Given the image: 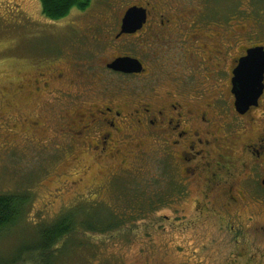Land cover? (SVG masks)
Returning a JSON list of instances; mask_svg holds the SVG:
<instances>
[{"label":"flooded vegetation","instance_id":"obj_1","mask_svg":"<svg viewBox=\"0 0 264 264\" xmlns=\"http://www.w3.org/2000/svg\"><path fill=\"white\" fill-rule=\"evenodd\" d=\"M209 1L151 0L90 16L88 9L76 12L83 30L69 23L75 34L71 45L92 46L95 60L45 65L17 85L16 93L37 101L39 111L9 115V142L0 146V154L14 146L15 124L22 125L21 138L39 136L37 118L42 129L54 130L48 140L58 145L53 153L62 152L59 160L67 156L77 161L78 149L93 160L120 159L117 175L105 182L108 190L115 191L110 187L125 179L137 191L133 183L143 165L161 167L163 174L155 180L164 186V207L191 203L195 217H165L173 226H183L179 231L188 232L192 224L202 228L205 221L215 225L216 219L222 227L217 230H225L231 242L234 236H248L246 231L263 229L244 226L241 210L248 200L258 203L251 196L254 189L264 192V89L258 105L240 114L233 79L239 60L264 43L248 37L235 44L229 32L233 22L219 26L218 13L207 10ZM131 7L142 8L145 21L135 32L124 33L123 18ZM239 32L245 33L243 27ZM119 58L137 60L141 72L110 69ZM236 261L232 253L225 264Z\"/></svg>","mask_w":264,"mask_h":264},{"label":"rangeland","instance_id":"obj_2","mask_svg":"<svg viewBox=\"0 0 264 264\" xmlns=\"http://www.w3.org/2000/svg\"><path fill=\"white\" fill-rule=\"evenodd\" d=\"M144 1L151 0H92L88 16L106 10L127 9ZM208 4L207 10L218 13L219 26H230L233 22L229 32L235 44H243L242 38L248 37H260L264 43V1L211 0ZM76 12L79 11L71 10L68 17L51 21L42 15L39 0H0V146L9 142L5 135L6 120L10 114L26 116L31 110L35 113L39 111L37 101L16 93L17 85L34 78L35 70L45 65L61 63L59 65L69 66V63H74L79 66L80 62L92 63L95 60L92 46L71 45L73 32L69 23L83 30L82 22H76ZM242 27L245 33L239 32ZM259 28L262 33H259ZM235 51L238 52L237 48ZM89 87L94 90V83H90ZM35 120L40 125L39 136L21 138L22 125L15 124L13 129L17 134L14 146L0 154V195L24 194L29 198L24 219L0 232V262L8 261L22 246L32 243L38 226L57 220L73 207L85 208L90 212H86L88 215L97 210L100 214L113 211L123 216L133 213L132 206L145 203L156 212L148 214L151 212L149 209L144 212L147 215L145 218L126 221L116 231L79 234L83 245L68 257H58L52 263L225 264L233 253L237 260L234 264H264V227L246 231V237L234 236L231 242L225 230H217L221 225L216 219H212L215 225L205 221L206 225L202 228L192 224L187 227L188 232L179 231L183 226H173L165 217L171 221L175 215L186 216L190 221H194L195 217L191 213V203L172 209L164 207V193L161 192L164 186L155 180L163 174L161 167L144 164L137 182L133 183L137 191H132V184H126L125 179L118 187H110L116 188L115 191L108 190L105 182L111 174L117 175L115 171L119 158L114 161L93 160L90 153L78 149L74 152L79 158L77 161L67 156L59 160L57 158L62 152L50 151V147L58 145L48 140L54 130L47 132L42 129L40 120ZM92 190H97L99 194H93ZM251 196L258 203H249L248 200V204L242 207V222L244 226H263L264 192L256 188ZM130 204L133 205L128 206ZM249 216L254 221H248ZM194 251L195 255L192 254ZM23 257L17 264H37L35 255L33 259Z\"/></svg>","mask_w":264,"mask_h":264},{"label":"trees","instance_id":"obj_3","mask_svg":"<svg viewBox=\"0 0 264 264\" xmlns=\"http://www.w3.org/2000/svg\"><path fill=\"white\" fill-rule=\"evenodd\" d=\"M39 2L45 18L60 21L68 17L71 10L86 11L92 0H39ZM51 149L50 147V151ZM144 204L132 206L133 213L123 216L114 214L113 211H109V214L107 212L100 214L97 210L92 211L93 215H88L90 212L85 208L73 207L57 220L38 226L32 243L22 246L8 261H1L0 264H17L24 259L23 256L33 259L34 255L37 264H53L56 258L68 257L71 252L83 245L82 240L78 238L79 234L109 233L120 229L126 221H136L137 217L145 218L147 215L144 212H148L149 209L151 212L148 214H152L154 210ZM28 205L29 198L24 194L0 195V232L18 225L24 219Z\"/></svg>","mask_w":264,"mask_h":264},{"label":"water","instance_id":"obj_4","mask_svg":"<svg viewBox=\"0 0 264 264\" xmlns=\"http://www.w3.org/2000/svg\"><path fill=\"white\" fill-rule=\"evenodd\" d=\"M264 1V0H263ZM145 21V11L142 8H129L123 18L122 31L133 33L142 27ZM109 68L122 73H139L141 65L131 58L116 59ZM264 48L256 47L246 52L234 71L233 94L235 108L244 114L250 107H256L264 89ZM264 186V179L262 181Z\"/></svg>","mask_w":264,"mask_h":264}]
</instances>
